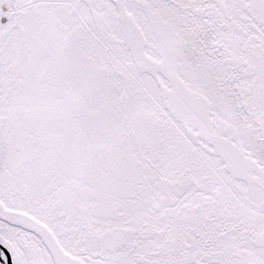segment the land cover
Here are the masks:
<instances>
[{
  "label": "snow or ice",
  "instance_id": "6c2138e0",
  "mask_svg": "<svg viewBox=\"0 0 264 264\" xmlns=\"http://www.w3.org/2000/svg\"><path fill=\"white\" fill-rule=\"evenodd\" d=\"M0 264H264V0H0Z\"/></svg>",
  "mask_w": 264,
  "mask_h": 264
}]
</instances>
